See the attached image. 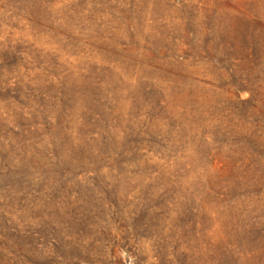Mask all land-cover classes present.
I'll use <instances>...</instances> for the list:
<instances>
[{"label":"rangeland","instance_id":"rangeland-1","mask_svg":"<svg viewBox=\"0 0 264 264\" xmlns=\"http://www.w3.org/2000/svg\"><path fill=\"white\" fill-rule=\"evenodd\" d=\"M0 264H264V0H0Z\"/></svg>","mask_w":264,"mask_h":264}]
</instances>
